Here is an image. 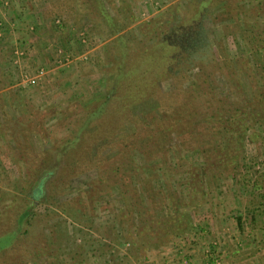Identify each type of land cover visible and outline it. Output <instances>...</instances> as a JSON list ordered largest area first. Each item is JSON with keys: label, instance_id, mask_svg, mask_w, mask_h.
<instances>
[{"label": "rangeland", "instance_id": "1", "mask_svg": "<svg viewBox=\"0 0 264 264\" xmlns=\"http://www.w3.org/2000/svg\"><path fill=\"white\" fill-rule=\"evenodd\" d=\"M189 1L113 0L107 8L113 13L112 7L127 5L136 22H141L157 18L175 5L184 9ZM261 1L244 0L243 9L258 6ZM71 7L67 0H0V211L6 204V210L15 213L22 196L20 188L31 184L30 191L51 166L56 167L51 179H60L55 181V191L46 187L49 197L34 206L30 233L4 249L0 264H151L160 257L164 264L167 260V264H193L189 254H197L199 247V238L193 234L208 219L207 213L199 212L201 207L221 188L220 183H250L246 165L252 179L263 175L260 171L264 161L258 156L264 150V121L252 124V135L242 146L243 160L233 174L208 176L206 195L201 197L204 200L199 203L198 195V207L186 209L189 222L185 232L165 235L161 222L172 214L169 205L163 203L170 196L179 197L186 169L199 163V152L182 146L175 132L164 145L154 146V154L148 157L135 150L130 155L129 150L103 147L96 153L94 149L92 166L77 176L68 177L63 160H54L59 148L55 140L70 135L95 102L107 95L110 79L106 48L109 39L92 22L70 15ZM218 19L213 13L204 20V26L214 41L212 47L222 67L221 74L211 65L200 72L199 66L194 67L187 72L188 83H193L191 90L183 89L177 96L172 95L176 89L173 91L171 81L161 85L162 91L172 93L167 108L176 111L177 105H182L184 116L191 114V122L198 125L197 135L216 116L219 106L210 91L217 92V85L227 88L229 83L225 60L246 57L252 66L258 63L257 54L245 43L236 24H242L241 16ZM134 27L133 24L128 28V34ZM191 93L193 97L189 98ZM153 107V102L144 103L136 106L134 112L140 116ZM28 124L34 125L35 131L27 135L26 146L22 142V125L26 130ZM124 125L127 134H131L134 124ZM186 129L180 137H190ZM147 139L142 138L146 144ZM22 143L26 147L17 148ZM138 144L141 147L139 141ZM45 152L53 158L46 164L41 162L36 172L33 168L38 164L34 161ZM21 157L26 164L24 171ZM254 157L255 162L245 160ZM21 175L27 176L20 182ZM99 178L102 194L85 197L83 192ZM225 185L223 192L227 191ZM155 199L159 201L154 209ZM141 229L144 232L138 234ZM8 242L7 235L0 239V245ZM217 243L214 241L209 247H216ZM204 255L211 264H223L208 247Z\"/></svg>", "mask_w": 264, "mask_h": 264}, {"label": "trees", "instance_id": "2", "mask_svg": "<svg viewBox=\"0 0 264 264\" xmlns=\"http://www.w3.org/2000/svg\"><path fill=\"white\" fill-rule=\"evenodd\" d=\"M67 1L72 6L70 15L92 22L99 27L105 39H109L106 48L110 79L107 95L95 102L87 116L71 129L70 135L55 140L59 148L54 160H63L68 177L77 176L89 165L92 166L94 149H97L96 153L103 147L116 148L120 152L129 150L130 155L135 150L148 157L154 154V150H151L154 146L158 148L164 145L171 133L175 132L182 146L199 152V163L186 169L179 197L170 196L163 203L169 205V213L172 214L161 222L164 234L177 236L187 229L189 221L186 209H195L204 200L201 197L206 195L204 190L208 176L221 177L228 172L233 174L243 160L242 146L244 140L250 137L252 124L264 121V0L247 10L243 9L244 0H191L184 9L175 5L157 18L141 22H136L127 5L112 7L114 12L110 13L107 4L113 5V0ZM213 13L218 20L241 16L242 24H236L240 26L239 32L245 43L257 54L258 63L252 66L246 57L225 60V76L229 83L226 84L227 88L217 85V92L210 91L212 98H217L219 106L215 109L216 116L211 117L206 128H200L197 135L198 125L191 122V114L184 116L182 105H177L179 108L176 111L172 107L167 108V100L172 93L162 91L161 85L171 81L175 87L173 91L176 89L172 95L177 96L183 89L191 90L193 83H188L187 72L194 67L199 66L200 72L211 65L221 74L222 67L212 47L214 41L204 26V20ZM133 24L135 27L128 34L127 30ZM190 97H193L192 93ZM148 102L154 103L152 110L140 116L135 114L136 106ZM125 123L134 124L131 134H127ZM185 128L189 138L180 137ZM22 131L25 139L22 142L27 146V135L34 133V125L28 124L26 130L22 125ZM144 136H147L148 144L142 140ZM159 137H162L161 142ZM23 143L17 148L26 147ZM22 157L20 160L24 171L26 164ZM52 158L48 152L39 155L37 159L34 158L38 165L33 169L37 172L41 162L46 164ZM54 175L56 167L51 166L34 182L30 191L28 188L31 184H27L26 188L21 187L22 196L15 213L6 210L9 205L1 204L0 239L7 235L10 242L0 245V256L16 238L30 233L34 206L49 197L46 187L51 191L56 190L55 181L60 179H51ZM25 177L21 175L19 181L25 180ZM101 181V178L93 181L90 188L83 192L85 197H99L103 189ZM157 201L155 199L152 205L154 209ZM142 232L143 229L138 234Z\"/></svg>", "mask_w": 264, "mask_h": 264}, {"label": "crops", "instance_id": "3", "mask_svg": "<svg viewBox=\"0 0 264 264\" xmlns=\"http://www.w3.org/2000/svg\"><path fill=\"white\" fill-rule=\"evenodd\" d=\"M263 152L259 153L258 159L264 161ZM255 159L245 160L255 162ZM248 166L244 170L250 183H217L222 190L218 189L212 199L207 200L206 206L201 207L199 212L207 213L208 219L193 234L199 238L197 254L196 251L189 254L193 256V264H211L205 259L206 247L215 251L223 264H264V169L260 171L263 175L255 180L251 178ZM224 185L227 191L223 192ZM214 241L218 242L217 246L209 247ZM164 261L161 257L155 258L151 264H164Z\"/></svg>", "mask_w": 264, "mask_h": 264}, {"label": "built area", "instance_id": "4", "mask_svg": "<svg viewBox=\"0 0 264 264\" xmlns=\"http://www.w3.org/2000/svg\"><path fill=\"white\" fill-rule=\"evenodd\" d=\"M39 74H41V72H39Z\"/></svg>", "mask_w": 264, "mask_h": 264}]
</instances>
